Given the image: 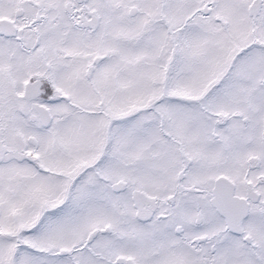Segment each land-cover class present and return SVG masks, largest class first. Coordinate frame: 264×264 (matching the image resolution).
Returning a JSON list of instances; mask_svg holds the SVG:
<instances>
[{"label": "snow or ice", "instance_id": "6c2138e0", "mask_svg": "<svg viewBox=\"0 0 264 264\" xmlns=\"http://www.w3.org/2000/svg\"><path fill=\"white\" fill-rule=\"evenodd\" d=\"M0 264H264V0H0Z\"/></svg>", "mask_w": 264, "mask_h": 264}]
</instances>
